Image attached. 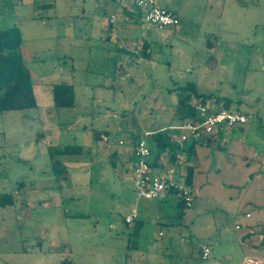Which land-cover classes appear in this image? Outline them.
I'll list each match as a JSON object with an SVG mask.
<instances>
[{
  "label": "rangeland",
  "instance_id": "1",
  "mask_svg": "<svg viewBox=\"0 0 264 264\" xmlns=\"http://www.w3.org/2000/svg\"><path fill=\"white\" fill-rule=\"evenodd\" d=\"M156 1L182 25L116 0H0L37 96L0 112V264H264V0ZM61 84L71 107L54 104ZM180 96L250 116L196 138L191 207L133 184L134 140L175 131ZM191 159L167 158L177 180Z\"/></svg>",
  "mask_w": 264,
  "mask_h": 264
},
{
  "label": "built area",
  "instance_id": "2",
  "mask_svg": "<svg viewBox=\"0 0 264 264\" xmlns=\"http://www.w3.org/2000/svg\"><path fill=\"white\" fill-rule=\"evenodd\" d=\"M118 3L117 12L124 8H136L141 11L142 16L152 26L158 28L179 27L180 18L170 9L164 8L157 4L156 0H116ZM116 13L111 16V21L114 22ZM198 111L196 118L188 120L178 126L180 129L179 140L185 141L190 138H196L201 134H210L214 130H220L223 127H232L247 123L250 116L233 112L230 110H215L208 108V105L200 102L195 106ZM151 132H145L138 140L135 147L136 162L133 166V184L134 190L138 198L160 199L168 193L177 191L179 198L184 200L187 207H191L194 201V195L190 185L186 182H179L172 177L164 174L155 173L152 170L151 155L152 150L148 140ZM121 143L123 141H120ZM137 215V210L133 208L131 213L126 216L128 222L133 221ZM239 227L238 225L236 226ZM202 257L209 258L211 248L204 244L201 246ZM245 264H251L252 260L246 258Z\"/></svg>",
  "mask_w": 264,
  "mask_h": 264
},
{
  "label": "trees",
  "instance_id": "3",
  "mask_svg": "<svg viewBox=\"0 0 264 264\" xmlns=\"http://www.w3.org/2000/svg\"><path fill=\"white\" fill-rule=\"evenodd\" d=\"M21 42L22 35L18 28L12 27L0 31V54L2 53L0 55V112L26 110L37 106V96L33 86L31 71L23 61L21 55L17 52ZM73 94V86L69 84L56 85L52 88L53 101L56 107L73 106ZM175 114L179 118L177 124L174 126L177 128L186 121L195 119L197 111L190 104L189 97L183 98L180 96ZM176 128L175 131H171L170 129L157 130L148 136L152 150L151 165L156 164L157 160L164 153L169 154L170 157H176L179 153L191 154V150L196 146L198 140L190 138L184 141L185 143L190 141L187 147L180 145L181 142L178 140L180 131L178 132ZM220 131H222V129L218 132ZM139 139L140 137L134 140L135 143L132 150L134 155L136 154L135 147ZM72 149L79 150V147L70 145L66 146L64 149H57L55 153L58 155L62 153L64 155V153H70ZM56 154L53 153V157ZM192 178V173L187 174L186 183L188 185L191 184ZM173 191L177 193L176 190ZM179 204L183 207H187L182 199H179ZM200 253L202 257L201 249Z\"/></svg>",
  "mask_w": 264,
  "mask_h": 264
},
{
  "label": "crops",
  "instance_id": "4",
  "mask_svg": "<svg viewBox=\"0 0 264 264\" xmlns=\"http://www.w3.org/2000/svg\"><path fill=\"white\" fill-rule=\"evenodd\" d=\"M168 9V8H167ZM171 11H173L175 14H177L180 18H181V16L179 15V12L178 11H175V10H171ZM182 21V20H181ZM181 25H182V22H181ZM146 46V45H145ZM222 131H224V130H222ZM219 133V132H218ZM132 150H133V148H132ZM198 150L196 149V146L191 150V154H189V155H191V157H192V159H191V161H192V163H191V166H185V169H186V172H187V174H189V173H192L194 176H195V170H196V167L198 168L200 165L197 163L198 162V160H199V158H198V152H197ZM133 154V153H132ZM134 155V154H133ZM135 156V155H134ZM169 156V154H163L158 160H157V162H156V164H152V170H153V172H155V173H159V174H164V175H166V176H169V177H172L173 179H175V180H177L176 179V175L177 174H179L180 172H181V169H180V167L181 166H179V165H177V164H174V163H171L170 161L168 162L167 161V158H170V157H168ZM180 157H182V159H185L184 158V155L183 154H181V156ZM169 160V159H168ZM171 160H173L172 158H171ZM135 163V162H134ZM134 165V164H133ZM184 167V166H183ZM177 181H179V180H177ZM184 181H185V179H184ZM184 181H179V182H184ZM192 182H193V178H192V181H191V184H190V187L192 188ZM171 194V192L170 193H168L167 195H165L164 197H162V198H160L159 200H163V199H165V198H167V197H169V195ZM180 199V198H179ZM138 213V212H137ZM247 216H249V213H247ZM237 226V225H236ZM239 226V225H238ZM237 228V227H236ZM238 228H240V226L238 227ZM237 228V229H238ZM182 240H184L183 238H182ZM206 259H208V258H206ZM246 259V257L243 259V263L242 264H245V262H244V260ZM248 259H250V258H248ZM257 264H259V262L257 263Z\"/></svg>",
  "mask_w": 264,
  "mask_h": 264
}]
</instances>
